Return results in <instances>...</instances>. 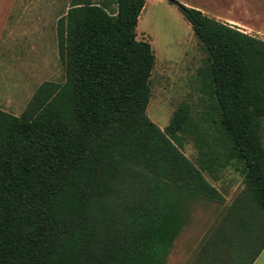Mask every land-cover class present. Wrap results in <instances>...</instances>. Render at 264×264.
Here are the masks:
<instances>
[{"label":"trees","instance_id":"16d2710c","mask_svg":"<svg viewBox=\"0 0 264 264\" xmlns=\"http://www.w3.org/2000/svg\"><path fill=\"white\" fill-rule=\"evenodd\" d=\"M145 3L71 0L56 27L65 80L18 115L0 107V264H166L193 204L226 201L205 172L227 165L244 188L190 264H253L264 249V39L178 3L214 104L203 123L181 105L163 129L147 114Z\"/></svg>","mask_w":264,"mask_h":264},{"label":"rangeland","instance_id":"374dc122","mask_svg":"<svg viewBox=\"0 0 264 264\" xmlns=\"http://www.w3.org/2000/svg\"><path fill=\"white\" fill-rule=\"evenodd\" d=\"M11 1L0 0V107L18 115L43 81L65 80L56 27L71 0H49L46 13H41L43 3L32 0L26 14H4L10 11ZM177 1L187 5L184 0ZM137 32L138 38L151 43L156 54L147 107L150 119L164 129L179 106L187 105L196 122H205L214 104L204 70L207 52L178 4L146 0ZM179 134L184 153L196 162L200 154L197 142L186 132ZM205 175L223 192L226 201L200 200L193 204L189 221L175 240L166 264H190L204 236L245 185L243 176L232 165Z\"/></svg>","mask_w":264,"mask_h":264},{"label":"crops","instance_id":"0c3cea01","mask_svg":"<svg viewBox=\"0 0 264 264\" xmlns=\"http://www.w3.org/2000/svg\"><path fill=\"white\" fill-rule=\"evenodd\" d=\"M187 6H195L222 22L230 23L241 31L247 32L258 38L264 39V0H184ZM44 9L41 13L48 12L49 0H38ZM32 0H12L10 11L4 14H26L27 9L32 7ZM146 5V3H145ZM198 8V9H199ZM143 10V9H142ZM253 264H264V249L253 262Z\"/></svg>","mask_w":264,"mask_h":264},{"label":"water","instance_id":"95a60500","mask_svg":"<svg viewBox=\"0 0 264 264\" xmlns=\"http://www.w3.org/2000/svg\"><path fill=\"white\" fill-rule=\"evenodd\" d=\"M169 1L178 4V1L177 0H169Z\"/></svg>","mask_w":264,"mask_h":264}]
</instances>
